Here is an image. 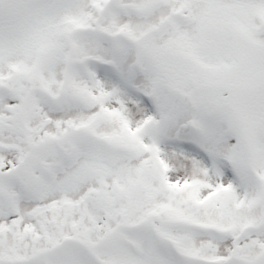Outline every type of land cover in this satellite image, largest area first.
<instances>
[{"label": "snow or ice", "instance_id": "snow-or-ice-1", "mask_svg": "<svg viewBox=\"0 0 264 264\" xmlns=\"http://www.w3.org/2000/svg\"><path fill=\"white\" fill-rule=\"evenodd\" d=\"M0 264H264V0H0Z\"/></svg>", "mask_w": 264, "mask_h": 264}]
</instances>
